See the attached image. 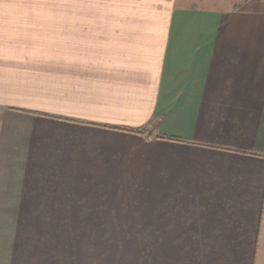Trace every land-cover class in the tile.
<instances>
[{"label":"crops","instance_id":"crops-1","mask_svg":"<svg viewBox=\"0 0 264 264\" xmlns=\"http://www.w3.org/2000/svg\"><path fill=\"white\" fill-rule=\"evenodd\" d=\"M124 222L149 264H264V0H0V264Z\"/></svg>","mask_w":264,"mask_h":264},{"label":"rangeland","instance_id":"rangeland-1","mask_svg":"<svg viewBox=\"0 0 264 264\" xmlns=\"http://www.w3.org/2000/svg\"><path fill=\"white\" fill-rule=\"evenodd\" d=\"M112 11L115 12V10ZM132 189H126L124 192L128 193ZM118 191L122 192L120 189ZM135 197L137 200L133 201L134 207L148 210L147 195L142 194V196H139L135 194ZM129 224L124 222L120 231L110 230L108 233L98 234V237L93 234L92 246L85 248L87 253L77 243L76 251L71 250L72 262L80 264L81 254L86 253L83 254V257L86 256L84 264H149L148 233L132 232L133 225ZM110 229L112 228L110 227Z\"/></svg>","mask_w":264,"mask_h":264},{"label":"trees","instance_id":"trees-1","mask_svg":"<svg viewBox=\"0 0 264 264\" xmlns=\"http://www.w3.org/2000/svg\"><path fill=\"white\" fill-rule=\"evenodd\" d=\"M123 131L135 134V135H139V136H146V138H151L152 136L149 134H146V132L143 129H137V130H128V129H122ZM154 138H158V139H167V140H173L170 138H164V137H154ZM176 141V140H173ZM237 153H241V154H246V152H242V151H236Z\"/></svg>","mask_w":264,"mask_h":264}]
</instances>
